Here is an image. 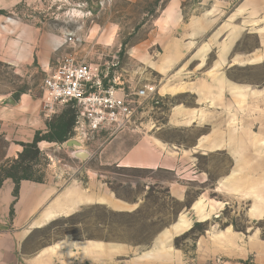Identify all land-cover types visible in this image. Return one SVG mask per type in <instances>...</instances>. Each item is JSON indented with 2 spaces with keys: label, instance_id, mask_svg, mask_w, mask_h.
<instances>
[{
  "label": "crops",
  "instance_id": "1",
  "mask_svg": "<svg viewBox=\"0 0 264 264\" xmlns=\"http://www.w3.org/2000/svg\"><path fill=\"white\" fill-rule=\"evenodd\" d=\"M38 2L0 0V66L32 81L31 87L0 89L4 165L38 132L47 134L53 120L43 112L42 85L64 58L66 22L56 28L60 17L44 15ZM166 13L148 40L133 47L128 62L114 63L104 80L132 92L156 88L155 98L140 100L130 128L110 138L98 134L84 146L86 160L74 159L63 144L39 143L49 174L43 172L42 183L22 181L18 197L14 181L3 180L0 264H264V0H237L231 9L218 1L187 19L182 10ZM56 31L62 37L56 39ZM248 37L256 41L253 48L244 44ZM133 63L145 67L137 70ZM248 68L255 73L250 81L234 75ZM93 160L114 168V182L137 194L123 198L93 183L75 185L77 173L96 175L89 167ZM152 188L166 191L178 208L161 205V199L152 203ZM103 204L137 216L152 210L148 223L169 227L138 254L128 245L70 236L34 245L37 232ZM200 225L207 228L194 249L176 245Z\"/></svg>",
  "mask_w": 264,
  "mask_h": 264
},
{
  "label": "rangeland",
  "instance_id": "2",
  "mask_svg": "<svg viewBox=\"0 0 264 264\" xmlns=\"http://www.w3.org/2000/svg\"><path fill=\"white\" fill-rule=\"evenodd\" d=\"M218 1L230 3V9L237 3V0H39L37 8L43 11L44 15L55 14L54 18L60 17L61 21H56V28L62 25V20H65L64 38L66 43L64 44L65 54L63 59L71 57L80 64L99 66L101 72L109 75V72L114 69V63H127V59L133 55V47L148 40L152 35V31L156 30L155 27L158 25L159 15L162 11L166 9V14L169 15L173 13L174 9L182 10L184 17L187 19L189 15L210 9ZM166 21L167 23H164L172 25L169 18ZM58 35L62 37V33L56 31V39ZM245 40L244 44L250 48H253L256 44L253 37H248ZM240 49L243 48L238 50ZM63 59H60V61ZM132 67L138 70L145 66L141 63H133ZM144 72H148V69L146 68ZM254 74L253 70L248 68L236 70L234 75L236 77H246L250 81V79H253ZM261 75L264 81V65L261 66ZM31 86L32 81L21 79L10 68L0 66V89H23ZM191 101V99H188V102ZM72 109L70 106L61 107L58 115L55 118L53 117V120H56L65 111H71ZM5 149L6 143L0 140V157L4 154ZM52 150L50 153L60 159H68L63 151L53 153ZM70 150L73 151L72 148ZM48 164V160L41 162L36 170L49 174ZM3 165L0 163V167ZM89 167L95 170L96 175L91 176L90 179L84 171L77 173L72 178L73 181H77L75 185L79 184L81 187L90 188L93 183L97 186V189H103L104 194L116 190L118 195L123 198L137 194L130 186L122 185L117 180L114 182V168L102 167L95 160L90 162ZM118 173L128 174L126 171H118ZM139 191H141V188ZM150 197L152 203L161 199L163 201L161 205L164 204L168 208H178V204L172 202L168 198V193L164 190L158 191L152 188ZM144 213L138 216L114 213L106 204L87 206L76 215L70 218H61L48 228L37 232L34 235L33 243L34 245H47L63 237L70 236L76 240L102 241L109 246L114 244L128 245L136 249L134 254H138L151 246L159 231L169 227L165 223H148V213L152 216L153 212L152 210H146ZM171 219L169 217L167 219L161 218V221H167L168 223ZM260 227L264 237V222L260 224ZM206 228L207 225L197 226L195 230L180 237L176 241V245L188 250L194 249L199 237L202 233L204 234ZM137 250H140V252H137Z\"/></svg>",
  "mask_w": 264,
  "mask_h": 264
},
{
  "label": "built area",
  "instance_id": "3",
  "mask_svg": "<svg viewBox=\"0 0 264 264\" xmlns=\"http://www.w3.org/2000/svg\"><path fill=\"white\" fill-rule=\"evenodd\" d=\"M108 77L99 66L80 64L67 57L44 79L42 108L45 117L51 120L64 106H72L75 110L76 120L68 141L75 140L85 146L101 133L110 138L130 128L141 99L155 98L154 86H144L136 92L126 91L114 83L105 85ZM76 152L71 153L74 159Z\"/></svg>",
  "mask_w": 264,
  "mask_h": 264
},
{
  "label": "trees",
  "instance_id": "4",
  "mask_svg": "<svg viewBox=\"0 0 264 264\" xmlns=\"http://www.w3.org/2000/svg\"><path fill=\"white\" fill-rule=\"evenodd\" d=\"M75 120L74 109L65 111L56 120H52L47 134L38 132L32 143L22 144L23 152L18 155V158L0 167V186L4 179H12L15 183L14 195L18 197L22 181L42 183L44 174L41 170H36V167L47 160L39 149V143L43 141L66 143L72 136Z\"/></svg>",
  "mask_w": 264,
  "mask_h": 264
},
{
  "label": "water",
  "instance_id": "5",
  "mask_svg": "<svg viewBox=\"0 0 264 264\" xmlns=\"http://www.w3.org/2000/svg\"><path fill=\"white\" fill-rule=\"evenodd\" d=\"M65 147L72 148L73 150L77 151L75 153V158L86 160L89 157V154L83 150L84 146L75 140H70L66 142Z\"/></svg>",
  "mask_w": 264,
  "mask_h": 264
},
{
  "label": "bare ground",
  "instance_id": "6",
  "mask_svg": "<svg viewBox=\"0 0 264 264\" xmlns=\"http://www.w3.org/2000/svg\"><path fill=\"white\" fill-rule=\"evenodd\" d=\"M74 12V11H73ZM79 12V11H78ZM71 14V13H70ZM74 16V15H73ZM78 16V15H77ZM75 17V16H74ZM87 153V152H86Z\"/></svg>",
  "mask_w": 264,
  "mask_h": 264
}]
</instances>
